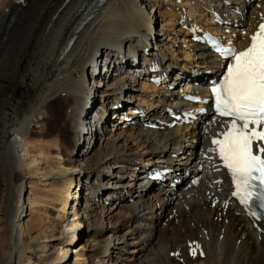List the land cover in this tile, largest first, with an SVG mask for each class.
<instances>
[{
	"label": "bare ground",
	"instance_id": "bare-ground-1",
	"mask_svg": "<svg viewBox=\"0 0 264 264\" xmlns=\"http://www.w3.org/2000/svg\"><path fill=\"white\" fill-rule=\"evenodd\" d=\"M226 1L106 0L76 31L90 0H0V264H264V224L235 203L229 185L209 178L218 173L212 140L230 121L197 108L192 122L170 130L124 120L140 106L162 112L161 101L193 81L208 95L203 85L222 63L190 35H221L214 6L226 27L247 35L238 36L245 48L264 17V0ZM234 3L248 9L245 20ZM142 41H153L149 52L122 69L117 61L141 52ZM150 62L184 73L170 96L145 81ZM119 99L123 111L110 114ZM56 108L58 125L49 122ZM153 165L191 169L195 178L182 174L178 188H162L146 177Z\"/></svg>",
	"mask_w": 264,
	"mask_h": 264
},
{
	"label": "snow or ice",
	"instance_id": "snow-or-ice-1",
	"mask_svg": "<svg viewBox=\"0 0 264 264\" xmlns=\"http://www.w3.org/2000/svg\"><path fill=\"white\" fill-rule=\"evenodd\" d=\"M252 43L244 51L235 54L225 50L233 58L228 65L223 83L213 87L216 107L221 115L232 116L231 127L223 133V139L212 140L218 146L220 156L230 169L235 183L234 196L248 205L253 197L264 208V147H258L259 154H253V140H264V131L249 125L264 122V25L251 37ZM243 121V126L237 124ZM258 181L259 184L254 183ZM259 188L258 191L251 189ZM252 215H256L255 212Z\"/></svg>",
	"mask_w": 264,
	"mask_h": 264
},
{
	"label": "rangeland",
	"instance_id": "rangeland-1",
	"mask_svg": "<svg viewBox=\"0 0 264 264\" xmlns=\"http://www.w3.org/2000/svg\"><path fill=\"white\" fill-rule=\"evenodd\" d=\"M0 59L2 60V59H6V58H0ZM60 111L62 112L61 109H59V110H58L57 108L54 109V110L52 111V113L49 115V122H51L52 124H56V125L60 124V120H58V119H57V116H55V114H57V113L60 112ZM110 114H111V113H110ZM59 117H61V116H59ZM59 117H58V118H59ZM53 127L55 128V126L50 125V127H49V131H52L51 129H52ZM109 127H112V126L109 125ZM115 128H116V127H115ZM62 136H63V138L65 139V140H64V141H65V144H66L68 147H71V145H72V144H71V141H72V138H71V137H72V134H71V132H70V131H66L64 134H62ZM97 142H98V138H97ZM97 142H95L93 145H97ZM199 143H200V142H199ZM183 173H185V172H183ZM183 173H182V174H183ZM105 178H106V177H102L101 180H105ZM85 191H86V187L83 188L82 192L85 193ZM26 197H27V195H26ZM25 200H26V199H25ZM59 227H60V226H59ZM58 230H60V228H58ZM109 232H111V230H108L107 233H109ZM105 235H106V234H105ZM84 241H85L84 239H80V240L77 241L76 245L79 246V245H80L81 243H83ZM150 241H155V240H153V237H151V238H150ZM154 244H155V243H154ZM154 244H152V245L150 244V245H149V243H148L147 245H149V246H148L149 248L147 247V251H148V250L151 251V249L156 248V247H154V246H155ZM150 247H151V248H150ZM157 248H158V247H157ZM148 252H149V251H148ZM149 253H152V252H149ZM171 255H172V253H171ZM105 256H106V255L103 254L100 258H104ZM185 264H186V263H185Z\"/></svg>",
	"mask_w": 264,
	"mask_h": 264
}]
</instances>
